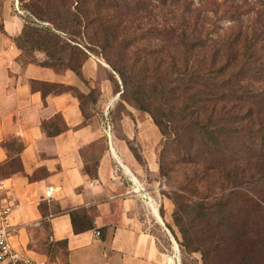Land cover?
Instances as JSON below:
<instances>
[{
    "label": "crops",
    "instance_id": "crops-1",
    "mask_svg": "<svg viewBox=\"0 0 264 264\" xmlns=\"http://www.w3.org/2000/svg\"><path fill=\"white\" fill-rule=\"evenodd\" d=\"M23 26L11 5L0 6V206L12 211V248L57 264H173L154 227L173 226L172 205L161 201V219L147 181L159 173V130L126 105L117 133L112 71L91 56L82 78L25 62L13 42ZM91 91L96 101L84 102ZM71 212L94 228L74 234Z\"/></svg>",
    "mask_w": 264,
    "mask_h": 264
},
{
    "label": "rangeland",
    "instance_id": "rangeland-1",
    "mask_svg": "<svg viewBox=\"0 0 264 264\" xmlns=\"http://www.w3.org/2000/svg\"><path fill=\"white\" fill-rule=\"evenodd\" d=\"M85 1L91 15L97 14L101 21L108 18V35H111L108 41L103 33L98 32V45L85 50L88 57L100 61L113 72L120 90V79L108 62H114L118 67L125 65L128 75L135 82L139 81L145 100L151 107L159 106L163 113L168 110L176 113L171 121L170 135L163 137L160 134L156 151L159 173L155 177L147 176L152 194L149 197L157 203L160 218H163L166 211L161 201L171 203L173 214L175 206L172 197L175 194L182 195L183 202L193 205L191 214L183 217L188 229L190 248H209L206 264H264V159L248 167L240 165L239 170H243V173H239V177L242 180H238L234 187L225 176L218 178L197 161H182L184 154L175 151L178 145L172 141L176 135L175 128L183 127V133H180L178 139L185 142L189 134L186 130L187 122L195 118L192 111L179 112L187 106L191 90L184 91L183 86L176 89L179 79L186 81L188 77L185 73L191 74L193 70V53L189 48L193 38L202 39L206 36L209 46L216 43L215 48L222 47L223 52L226 48L230 49L232 54L235 49L244 46L248 35L264 31V0ZM3 5H11L22 17L26 15L18 0H0V6ZM93 28L95 32L98 30V27ZM59 36L62 42L68 43L63 40L64 34L59 33ZM238 37L240 42L230 45ZM80 39L82 38L79 36L74 40L79 45L69 44L84 50ZM256 47L261 50L258 53L259 60L253 67L259 71L256 82H252L253 87L250 88L258 91L264 90V41ZM38 54L30 49L23 53V60L37 63L43 61L45 56L40 57ZM73 57H76L75 54ZM130 69L132 70L129 72ZM106 73L110 75V72ZM117 84L113 81L114 89ZM126 91L128 94L124 99L119 96L112 102L111 117L117 133L121 131L119 120L123 115L127 116L125 106L135 109L134 102L130 99V90ZM101 106L97 112V120L102 116ZM146 115L151 119L149 114ZM253 123L257 125V121L254 120ZM234 127L239 128L240 140L244 143L237 151L246 158L245 145L249 148L251 146L246 131L252 126L242 123ZM258 129L259 126H255L252 130L257 132ZM261 137H264V132L255 133L253 140L259 141ZM255 148L254 146L252 149ZM134 151L137 153L136 149ZM140 163L143 166L141 158ZM225 198L229 205H234L230 208L231 212H227L226 207L223 214L226 222L222 226H218V215L203 218L197 216L198 209L207 213L208 208ZM154 227L157 238L168 250L170 257H175L173 264H203L199 252L190 253L187 249V253L181 254L178 244L181 236L177 227L165 224L178 246V263L171 237L164 227Z\"/></svg>",
    "mask_w": 264,
    "mask_h": 264
},
{
    "label": "trees",
    "instance_id": "trees-1",
    "mask_svg": "<svg viewBox=\"0 0 264 264\" xmlns=\"http://www.w3.org/2000/svg\"><path fill=\"white\" fill-rule=\"evenodd\" d=\"M18 3L26 15L20 16L24 23L23 30L13 42L22 54L30 49L35 50L36 53H43L45 58L38 63L41 66L64 67L82 78L81 68L88 58L85 50L88 51L92 46L98 45V32L103 33L108 41L111 36L108 35L110 31L108 18L101 21L97 14L91 15L86 8L85 0H18ZM93 27H98V30L95 32ZM59 33L64 34L63 40L68 43L61 41ZM79 36L82 38L80 41L84 50L78 49L75 45L71 47L69 44L79 45L74 41ZM263 36L264 31L259 34L251 33L246 37L244 46L241 49H235L232 54L230 49L226 48L223 52L222 47L215 48L216 43L213 44L214 47L209 46L206 36L202 39L193 38V42L189 45L193 53V70L191 74L185 73L188 77L186 81L179 79V85L176 88L178 90L183 86L182 90H191L187 106L179 112L192 111V116L195 118L187 122L186 130L189 134L185 142L178 139L183 127L175 128L176 135L172 139L178 145L175 151L184 154L181 157L182 161L190 163L195 160L218 178L225 176V179H228L234 187L238 184V180L239 182L242 180L239 177V173H243V170H239L240 165L248 167L264 159V137H261L259 141L253 140L255 133L264 132V97H262L264 90L256 91L250 88L253 87L252 82H256L258 77L259 70L256 71L253 66L259 60L257 58L261 48L256 46L264 41ZM239 42L240 37L230 45H236ZM220 46L225 45L220 44ZM184 61L188 62V60ZM108 63L119 77L122 86L120 90L113 72H110L109 80L115 95L120 94L124 99L128 94L126 90L129 89L130 99L134 102L135 109L149 114L163 137L170 135L171 121L176 113L172 110L163 113L159 106L151 107L145 100L139 81L135 82L128 75L125 65L118 67L114 62ZM113 81L117 84L115 89ZM97 95V92L91 91L83 97V101L95 102ZM84 116L85 119L88 118V114L85 113ZM254 120L257 121V125L253 123ZM242 123L252 126L246 131L251 145L250 148L245 145L246 158L244 154L237 151L244 146V143L240 140L239 128L234 127ZM255 126H259L257 132L252 130ZM224 141L227 142L224 143ZM254 146L255 151L252 149ZM130 148L140 162L139 155L132 146ZM92 176L96 177L95 171ZM172 200L175 206L172 221L181 236V241L178 242L181 254L187 253V249L190 253L199 252L203 264H206L210 249L203 246L190 248L188 229L183 222V217L191 214L190 209L193 205L183 202V197L179 194L173 195ZM232 205L234 203L229 205L225 198L208 208L207 213L198 209L197 216L203 218L218 215V226H222L226 222V218L223 217L225 209L227 207V212H231ZM70 217L74 234H81L94 228L93 219L90 216L71 212ZM63 244L65 245L64 242Z\"/></svg>",
    "mask_w": 264,
    "mask_h": 264
},
{
    "label": "built area",
    "instance_id": "built-area-1",
    "mask_svg": "<svg viewBox=\"0 0 264 264\" xmlns=\"http://www.w3.org/2000/svg\"><path fill=\"white\" fill-rule=\"evenodd\" d=\"M107 131H109L108 126ZM147 199L149 201L148 196ZM11 212L9 206H0V264H57L51 260L35 261L12 248L9 241L12 233Z\"/></svg>",
    "mask_w": 264,
    "mask_h": 264
},
{
    "label": "water",
    "instance_id": "water-1",
    "mask_svg": "<svg viewBox=\"0 0 264 264\" xmlns=\"http://www.w3.org/2000/svg\"><path fill=\"white\" fill-rule=\"evenodd\" d=\"M119 96H120V94H118V95L115 97L114 100H116ZM119 163H120V161H119ZM120 164H121V163H120ZM121 166H122V165H121ZM122 168H123V170L125 171V173L127 174V170H126V168H125L124 166H122ZM137 185H138V184H137ZM161 224H162V226L165 228L164 223H163L162 221H161ZM165 231H166L167 234L171 237V242H172L173 246L175 247V252H176V254H177V262L179 263L180 260H179V250H178V246H177L176 242L174 241V239L172 238L171 234L169 233V231H168L166 228H165Z\"/></svg>",
    "mask_w": 264,
    "mask_h": 264
}]
</instances>
